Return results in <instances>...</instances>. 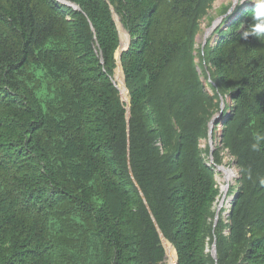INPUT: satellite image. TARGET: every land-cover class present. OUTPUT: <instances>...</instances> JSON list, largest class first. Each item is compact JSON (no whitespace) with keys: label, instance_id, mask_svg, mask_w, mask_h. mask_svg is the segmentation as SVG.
<instances>
[{"label":"trees","instance_id":"16d2710c","mask_svg":"<svg viewBox=\"0 0 264 264\" xmlns=\"http://www.w3.org/2000/svg\"><path fill=\"white\" fill-rule=\"evenodd\" d=\"M67 1L80 9L0 0V264H159L157 227L148 216L140 225L141 201L123 182L128 167L178 264H264V36L241 38L264 25V11H241L211 53L247 117L257 167L254 179L246 172L247 197L229 236L218 238L216 261L205 244L214 171L201 157L188 160L183 143L177 156L153 154L154 125L135 123L143 102L168 91L179 60H192L211 0ZM111 5L131 35L122 53L129 138Z\"/></svg>","mask_w":264,"mask_h":264},{"label":"rangeland","instance_id":"374dc122","mask_svg":"<svg viewBox=\"0 0 264 264\" xmlns=\"http://www.w3.org/2000/svg\"><path fill=\"white\" fill-rule=\"evenodd\" d=\"M249 8L264 11V0H243V2L241 0H211L199 19L192 48V60L182 57L173 68L174 77L168 89L170 92L161 91L153 99L143 102L137 110L138 116L135 117V123L138 125H146L147 122L154 125L155 130L151 139L153 154L165 157L177 156L182 153L180 144L183 143L184 154L188 160L197 156L201 157L202 161L214 171L219 192L208 216L209 230L205 237V244L207 254L213 256L215 243L217 258L213 257L216 261L218 260V238L229 236L234 210L241 208L247 197L249 183L246 172L252 170V179H254L257 167L256 165L253 167L255 145L248 130L245 129L247 117L242 114L232 89L225 88L218 78L216 68L210 59L215 45L227 26L241 11ZM64 9L63 13L71 17V11ZM74 10L79 11L75 8ZM120 24L125 41L129 31L121 17ZM116 71L117 66L113 76L119 85L120 76ZM120 96L122 99L121 92ZM128 98H130V92ZM220 111H222L221 116ZM216 116L218 121L210 131L211 120ZM127 122L129 126L128 119ZM129 136L128 129V138ZM180 169L183 174L186 173L183 166L180 165ZM225 170H234L233 179L228 172L225 173ZM131 173L128 167V177H124L123 182H126L127 188L132 192L136 204L139 205L141 201L140 225L146 224L148 216L156 227L152 211ZM159 184L156 182L154 186L158 188ZM156 232L163 249L159 264H169L170 257L167 249L157 229ZM242 257L243 255H240L239 259ZM176 260L179 261V255Z\"/></svg>","mask_w":264,"mask_h":264},{"label":"water","instance_id":"95a60500","mask_svg":"<svg viewBox=\"0 0 264 264\" xmlns=\"http://www.w3.org/2000/svg\"><path fill=\"white\" fill-rule=\"evenodd\" d=\"M64 2V4H68L70 6H74L75 8L77 9H80V6L76 3H71L67 0H62ZM111 10H112V13H113V18L116 22V25H117V28H118V32H119V36H120V44L118 46V49L116 50V59H117V70L120 69L121 70V73H122V78H123V81H124V84H125V87H126V91L129 93V89L126 85V76H125V72H124V67H123V64H122V53L124 51H127L131 45V35L129 32H127V38L126 40L124 41L123 40V37H122V29H121V24H120V15L117 13V11L115 10V8L111 5ZM117 72V71H116ZM114 82L115 84L117 85V87L119 88L120 92H121V95H122V101L125 102L127 104V119L128 121H130V118H131V102H130V98L127 100L125 97H124V94H123V91L122 89L119 87L117 81H115L114 79ZM220 116L222 115V111H220ZM217 116L214 117L212 120H211V124H210V131H212L215 123H217ZM128 129H129V132H130V125L128 126ZM142 195H143V198L145 199L146 203L148 204L143 192L141 191ZM149 207V205H148ZM153 217V220L155 221V224H156V227H157V230L160 234V237H161V240H162V243L164 245V247L167 249L168 248V242H170V240L164 235L163 231L161 230V228L159 227L156 219L154 218V216L152 215ZM174 246V245H173ZM175 247V246H174ZM175 250H176V253H177V258H178V252H177V249L175 247ZM212 254L215 258H217V251H216V245L214 243L213 245V251H212ZM178 260L175 261L174 264H178L177 262Z\"/></svg>","mask_w":264,"mask_h":264},{"label":"bare ground","instance_id":"6f19581e","mask_svg":"<svg viewBox=\"0 0 264 264\" xmlns=\"http://www.w3.org/2000/svg\"><path fill=\"white\" fill-rule=\"evenodd\" d=\"M116 73L118 74V76H120V78L117 77L118 78V82H119V87L122 89L124 97L128 100L129 99L128 98V92L126 91V87H125V84H124V81H123V78H122L121 70L118 69ZM227 172L229 173L228 175L233 179L234 173H235L234 170H232V171L225 170L226 174H227ZM167 254L170 257L169 264H174L175 260H176V257H177V253H176V250H175V247L173 246V244L169 243V242H168Z\"/></svg>","mask_w":264,"mask_h":264},{"label":"clouds","instance_id":"9594fccd","mask_svg":"<svg viewBox=\"0 0 264 264\" xmlns=\"http://www.w3.org/2000/svg\"><path fill=\"white\" fill-rule=\"evenodd\" d=\"M241 2H243V0H241ZM250 35H255L258 38L264 36V25H253L250 31L246 30L241 33V38L247 40Z\"/></svg>","mask_w":264,"mask_h":264}]
</instances>
